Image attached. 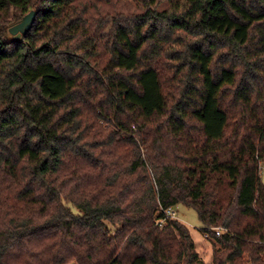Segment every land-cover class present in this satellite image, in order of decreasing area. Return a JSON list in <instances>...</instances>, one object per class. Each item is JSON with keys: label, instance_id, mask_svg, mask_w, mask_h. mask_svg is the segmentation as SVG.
<instances>
[{"label": "trees", "instance_id": "1", "mask_svg": "<svg viewBox=\"0 0 264 264\" xmlns=\"http://www.w3.org/2000/svg\"><path fill=\"white\" fill-rule=\"evenodd\" d=\"M137 2L0 0V264H264V0Z\"/></svg>", "mask_w": 264, "mask_h": 264}, {"label": "rangeland", "instance_id": "2", "mask_svg": "<svg viewBox=\"0 0 264 264\" xmlns=\"http://www.w3.org/2000/svg\"><path fill=\"white\" fill-rule=\"evenodd\" d=\"M90 5L89 14L96 25L101 17L112 13H132L140 11V5L137 0H86ZM22 20V19H21ZM20 20V21H21ZM94 27V26H93ZM99 28V27H98ZM105 59V57L103 58ZM106 125V124H105ZM108 126V125H106ZM264 181V173H262ZM176 218L185 223L191 230L192 236L196 242L197 250L203 257L205 264H212V243L202 231V223L197 211L193 207L185 204H179L176 207ZM69 264H76L71 262Z\"/></svg>", "mask_w": 264, "mask_h": 264}, {"label": "water", "instance_id": "3", "mask_svg": "<svg viewBox=\"0 0 264 264\" xmlns=\"http://www.w3.org/2000/svg\"><path fill=\"white\" fill-rule=\"evenodd\" d=\"M37 13L38 12L36 10H31L22 18L21 21L14 24L10 28V32L16 37H20L21 35L26 34L32 28Z\"/></svg>", "mask_w": 264, "mask_h": 264}, {"label": "built area", "instance_id": "4", "mask_svg": "<svg viewBox=\"0 0 264 264\" xmlns=\"http://www.w3.org/2000/svg\"><path fill=\"white\" fill-rule=\"evenodd\" d=\"M261 169H262L261 172L264 173V163H262ZM164 212H165L166 216H168V217H171V218L176 217V208L175 207H169L168 209H165ZM161 223H163V221ZM222 231H223V228L221 226L216 228L217 235H221Z\"/></svg>", "mask_w": 264, "mask_h": 264}]
</instances>
